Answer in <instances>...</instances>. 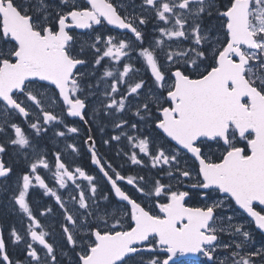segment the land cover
<instances>
[{
	"label": "snow or ice",
	"instance_id": "obj_1",
	"mask_svg": "<svg viewBox=\"0 0 264 264\" xmlns=\"http://www.w3.org/2000/svg\"><path fill=\"white\" fill-rule=\"evenodd\" d=\"M0 204V264H264V0H0Z\"/></svg>",
	"mask_w": 264,
	"mask_h": 264
},
{
	"label": "flooded vegetation",
	"instance_id": "obj_2",
	"mask_svg": "<svg viewBox=\"0 0 264 264\" xmlns=\"http://www.w3.org/2000/svg\"><path fill=\"white\" fill-rule=\"evenodd\" d=\"M109 27H111V26H109ZM149 27H151V26H149ZM78 31L86 32L87 30H78ZM100 31L103 32V31H105V29H100ZM117 31H119V30H117ZM87 38H88L87 36L84 37V39H87ZM138 66H139V65H138ZM81 71H84V69H81ZM144 78H145L146 80H149V79H150L149 76H145ZM128 118H129V119H132V117H131L130 114H129ZM74 119H76V118H69L70 121H72V120H74ZM77 124H78L79 127H81V129H82L83 132H86V131H87V128H86L85 125L79 123L78 121H77ZM106 132H109V130L106 129ZM93 135H95V136L97 137V147H98L99 151H100L103 155L107 156L108 159H113V158H114V155H115L114 149H115L117 146H116V145H113L112 148H107V147L102 146V145L100 144V138H101L102 136H103V138H107V136H104V134L100 133V132L97 130L96 127H93ZM82 140H83V136L77 138V140H76L75 142H77V143H82ZM118 147L121 148L120 145H118ZM127 151H128V148H127ZM49 159L51 160V157H49ZM69 159H71V158H69ZM77 161H78L79 163L83 164V165H84V166H85L90 172H92V173H97V169H96V167H95L94 165H92V164L90 163V161H89V158H88V154H87V152L84 153L82 159L77 158ZM121 163H123V161H121ZM145 163H147V161H145ZM133 166H134V165H128V166L126 167V171H127L129 174H135V171H134V169H133ZM41 174L44 175L43 172H42ZM47 178H48V177L46 176V179H47ZM13 179H15V177H13ZM10 183H11V181H10ZM173 183H175V182H173ZM129 190L131 191V187H130V186H129ZM5 199H6V198H5ZM34 199L39 200V199H40L39 194L35 195V196H34ZM43 200H44V202H47V203H49V204H52V203H53V201H52L51 199L47 198V197L43 198ZM53 206H54V209H55L56 206H55V205H53ZM261 207H263V206H261ZM54 212H55V211H54ZM56 215H57V217H59V212H58V211L56 212ZM19 220H20V218H19L18 216L12 214V213L7 209L6 206H4L3 204H0V221H2V222L5 224L6 228H7V226H8L9 224H12V223L17 224V227H20ZM42 223H45L46 226H47L48 224L53 223V221H52L51 219H49V220L42 221ZM257 231H258V230H257ZM6 234H7V233H6ZM227 239H228V237H227ZM53 240H55L56 242H63V240H62V236H61V233H60V230H59V227H56L55 230L53 231ZM256 240H257V244L259 245V243H261L262 241H264V236L257 235ZM15 248H16V247H15ZM66 250H67V252H68V256H65L64 259L60 262V264H69V257H71V259H72L73 261H75V259H76V258H75V255H74L71 251H69L68 248H67ZM9 251H10V255L13 256V253H12V252H13L12 247H10ZM14 257H17V256H14ZM19 258H21V257H19ZM21 259H23V258H21ZM178 259H179L180 261H183L184 264H188L189 261H193V260H195V261H205L206 264H208V262H207V260H206V257H203V256H200L199 259H194V258H182V257H179Z\"/></svg>",
	"mask_w": 264,
	"mask_h": 264
},
{
	"label": "rangeland",
	"instance_id": "obj_3",
	"mask_svg": "<svg viewBox=\"0 0 264 264\" xmlns=\"http://www.w3.org/2000/svg\"><path fill=\"white\" fill-rule=\"evenodd\" d=\"M108 130H109V132L111 131L110 128H108ZM120 146H121V148H123L125 151H127V147H125V145H124L123 143H121ZM133 169H134L135 173L139 171L140 174H142V175L144 174V172H143L141 169L137 168V166H133ZM173 182H175V181H173ZM56 212H57V211H55V212L53 213V215L57 216V215H56ZM18 217H19V216H18ZM224 239L227 240V236H225ZM57 243L60 244L61 247H63V250L67 252V250H66L67 248L63 246V242H57ZM257 245H258V244H257ZM20 247L22 248L23 246L21 245ZM12 250H13V252H12V253H13V256H19V249H18V248L12 247ZM19 257L23 258L22 256H19ZM64 257H65V256H60V255H58V260L61 262V261L64 259ZM188 264H189V263H188ZM208 264H211V262H208Z\"/></svg>",
	"mask_w": 264,
	"mask_h": 264
},
{
	"label": "water",
	"instance_id": "obj_4",
	"mask_svg": "<svg viewBox=\"0 0 264 264\" xmlns=\"http://www.w3.org/2000/svg\"><path fill=\"white\" fill-rule=\"evenodd\" d=\"M264 207V206H263ZM182 258H194V259H199L200 256L199 255H196V256H193V255H186V256H181Z\"/></svg>",
	"mask_w": 264,
	"mask_h": 264
}]
</instances>
